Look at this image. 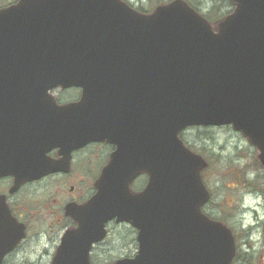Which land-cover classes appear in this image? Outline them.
<instances>
[{
    "label": "water",
    "instance_id": "1",
    "mask_svg": "<svg viewBox=\"0 0 264 264\" xmlns=\"http://www.w3.org/2000/svg\"><path fill=\"white\" fill-rule=\"evenodd\" d=\"M213 25L185 0L141 13L123 0H17L0 8V177L20 183L66 170L72 149L114 145L50 264H90L105 223L136 229L137 251L113 264H231L230 229L208 217L206 160L178 136L226 125L264 166V0H231ZM77 86L57 105L53 87ZM57 147L59 159L46 152ZM148 175L138 192L130 183ZM24 236L0 195V263Z\"/></svg>",
    "mask_w": 264,
    "mask_h": 264
},
{
    "label": "rangeland",
    "instance_id": "2",
    "mask_svg": "<svg viewBox=\"0 0 264 264\" xmlns=\"http://www.w3.org/2000/svg\"><path fill=\"white\" fill-rule=\"evenodd\" d=\"M126 1L149 9L165 0ZM203 1L206 7L212 0ZM54 92L69 96L63 94L65 91L55 89ZM180 137L207 158L208 165L201 174L210 198L202 209L218 216L232 228L239 254L233 264H264V167L255 159L254 145L229 125L191 126L182 130ZM101 163L102 158L94 160L88 166L90 171L81 164L79 174L70 179L77 183L82 197L91 192V174L96 173ZM63 182L56 178L44 179L25 187L20 199L28 201L31 209L27 211V236L6 256L5 264H48L60 233L57 225L50 227L57 211V206L50 204L53 198L66 193ZM107 230L106 239L93 246L91 255L123 257L135 253V230L129 224L110 221Z\"/></svg>",
    "mask_w": 264,
    "mask_h": 264
},
{
    "label": "flooded vegetation",
    "instance_id": "3",
    "mask_svg": "<svg viewBox=\"0 0 264 264\" xmlns=\"http://www.w3.org/2000/svg\"><path fill=\"white\" fill-rule=\"evenodd\" d=\"M130 3V2H129ZM131 4V3H130ZM61 91H70L73 90L76 95H69V96H59L56 97L55 102L56 104H66L70 103L73 101H76L79 97L80 90L75 87H68V88H63L60 89ZM113 145L111 143H107L104 141H95V142H90L87 143L86 145L75 148L71 151L70 153V158H69V165L67 166L66 171H58L54 173H50L48 175H45L44 177L35 180V181H30L27 183H22V185L19 187V189L12 193L8 194L7 189L9 184L11 183L12 179L5 177V178H0V193L5 194L6 198V203L10 209V212L13 216H15L18 220L22 221L25 224V228L27 229L28 227V209H30V204L28 201H22L20 198L21 194L25 190V187L27 185H30L32 183H38L44 179H53L56 178L58 180L64 181L62 185H66L64 195L59 196V198H53L52 199V204L50 206H57V211L54 214V221L50 224V227H53L54 225L58 226V230L61 233L69 228L70 226L74 225L73 221L64 214L63 211V206L65 203L69 201H75V202H80L82 201V195L78 192V185L75 182H70V179L75 178L79 174V169L81 168V164L83 167L89 166L92 164L94 160L102 158V163L101 166L104 165V163L107 161L108 155L110 151L113 149ZM47 154L52 158L56 159L59 158V155L57 153V148L54 147L50 149ZM147 177V176H146ZM146 179V178H145ZM7 180V182H5ZM145 182V180H144ZM18 195V196H17ZM31 210V209H30ZM54 211V210H53ZM52 211V212H53ZM230 227V226H229ZM231 228V227H230ZM232 230V228H231ZM233 232V230H232ZM234 233V232H233ZM234 240H236L235 235ZM118 259V257H89V262L91 264H112ZM5 264V262L3 263Z\"/></svg>",
    "mask_w": 264,
    "mask_h": 264
},
{
    "label": "trees",
    "instance_id": "4",
    "mask_svg": "<svg viewBox=\"0 0 264 264\" xmlns=\"http://www.w3.org/2000/svg\"><path fill=\"white\" fill-rule=\"evenodd\" d=\"M13 1L14 0H3V1L1 0L0 6L6 5ZM186 1L191 7L199 11L203 16H205V18L211 24H215V22H217L222 16H224L227 12H229L233 7V4L230 0H212L211 4L206 7L204 6L205 2L203 0H186ZM159 2H163V1H158L157 3ZM153 6L154 4L152 5V7ZM152 7L149 9H144L143 11H150ZM203 8H206V10H202ZM206 214L212 218L220 219L218 216L210 214L209 212H206Z\"/></svg>",
    "mask_w": 264,
    "mask_h": 264
}]
</instances>
